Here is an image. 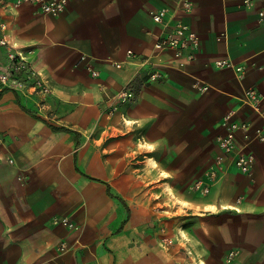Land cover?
<instances>
[{
    "label": "crops",
    "instance_id": "obj_1",
    "mask_svg": "<svg viewBox=\"0 0 264 264\" xmlns=\"http://www.w3.org/2000/svg\"><path fill=\"white\" fill-rule=\"evenodd\" d=\"M182 1L70 0L52 16L0 0V75L21 53L51 89L0 84V264H264V142L247 138L264 132V0ZM164 8L167 25L150 13ZM180 21L199 49L157 52ZM233 123L249 126L250 173L219 167Z\"/></svg>",
    "mask_w": 264,
    "mask_h": 264
},
{
    "label": "built area",
    "instance_id": "obj_2",
    "mask_svg": "<svg viewBox=\"0 0 264 264\" xmlns=\"http://www.w3.org/2000/svg\"><path fill=\"white\" fill-rule=\"evenodd\" d=\"M70 0H15L17 6L23 4L39 5L43 13L58 16L65 11ZM182 5L185 9H189L191 4L188 0H183ZM169 10L167 8L160 9L157 11H151V16L156 23H165L167 25V16ZM264 15V10L261 12ZM4 29V26L2 25ZM0 45L6 46L7 42L4 38L0 39ZM200 39L191 28V26L177 22L171 26L170 30L167 31L163 36L159 37L155 44V50L157 52H163L166 50H175L179 54L190 53L194 54L199 49ZM133 56V52H129V57ZM191 55L190 57H192ZM9 67L6 72L0 75V84L7 89L14 90L25 96L32 95H43L48 97L51 94V89L47 83L43 80L42 76L33 68L31 63L28 61L25 55L14 52L9 53ZM149 60H144L142 65L148 63ZM218 66H230L229 62H218ZM93 75L97 77L98 72H93ZM150 77L154 80L162 77L161 72L153 70L150 73ZM208 87H206L207 89ZM134 98V90L131 85L125 87L114 97L112 105V111H115L119 105L125 104ZM249 102L253 106H258V95L256 92L251 91L248 97ZM243 130L248 132L249 126L246 123H233L231 125L230 132L218 139V144L225 156H221L218 159L219 167L222 169V163L226 158H231L233 164L238 170L243 173H250L252 166L255 163V158L252 154L243 151L239 148L236 140V131ZM248 141L258 140L264 142V132L258 131L254 137L247 136ZM13 163V160H10ZM223 170V169H222ZM218 176L217 169H213L209 174V181L199 180L195 184L196 190L203 191L204 194H208L211 189L213 181ZM69 219L65 218L63 223L72 227L73 224L69 223ZM236 253L232 252L230 257H234Z\"/></svg>",
    "mask_w": 264,
    "mask_h": 264
}]
</instances>
